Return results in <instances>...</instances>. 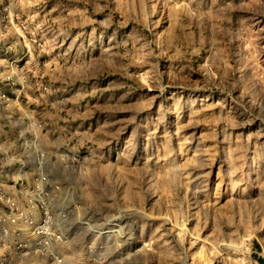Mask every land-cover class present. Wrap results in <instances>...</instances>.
Listing matches in <instances>:
<instances>
[{
    "label": "rangeland",
    "instance_id": "rangeland-1",
    "mask_svg": "<svg viewBox=\"0 0 264 264\" xmlns=\"http://www.w3.org/2000/svg\"><path fill=\"white\" fill-rule=\"evenodd\" d=\"M12 180L66 264H264V0H0ZM28 198L0 264H56Z\"/></svg>",
    "mask_w": 264,
    "mask_h": 264
},
{
    "label": "built area",
    "instance_id": "built-area-1",
    "mask_svg": "<svg viewBox=\"0 0 264 264\" xmlns=\"http://www.w3.org/2000/svg\"><path fill=\"white\" fill-rule=\"evenodd\" d=\"M45 179V177H42ZM13 182H8L7 185L9 188H0V224H1V236L3 239V244L9 245L11 241L8 237H5L9 233L8 225L9 223H17L21 218L25 220H32L33 218L25 212L24 207L20 205L21 197L25 198V195H30L28 198L29 204L31 207L40 204V218L39 221L35 222V228L33 231L34 241H28L27 243L19 242L16 246V254H23V249H29L31 245L38 246L37 251L44 255L45 257L50 256L51 259L56 262V264H66L65 257L57 251L53 252V246L55 243L61 244L65 239V234L59 230L54 224V218L51 206L45 200L43 193H46L44 188H35L33 190L36 193H32L29 189H26L22 183H18V180H12ZM39 191V192H38ZM38 198H36V196ZM8 224V225H7ZM25 254V253H24ZM3 260H6L7 257L3 256Z\"/></svg>",
    "mask_w": 264,
    "mask_h": 264
}]
</instances>
